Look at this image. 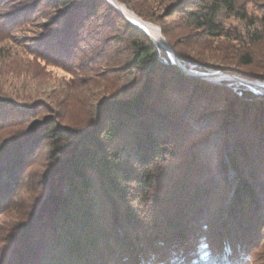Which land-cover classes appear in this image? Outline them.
<instances>
[{
    "label": "trees",
    "instance_id": "1",
    "mask_svg": "<svg viewBox=\"0 0 264 264\" xmlns=\"http://www.w3.org/2000/svg\"><path fill=\"white\" fill-rule=\"evenodd\" d=\"M120 1L158 24L179 61L201 72L213 66L199 51L183 48L180 37L189 34L177 31L223 36L215 15L235 4ZM159 1L168 2L164 14ZM36 4L52 9L37 43L39 58L66 67L92 38L90 29L120 30L111 37L127 48L131 57L121 67L132 78L90 108L88 121L72 125L58 113L46 114L0 142V209L21 189L27 161L43 152L48 167L30 220L13 231L7 264H241L261 237L264 95L238 96L185 75L105 0H25L12 14ZM238 63L250 65L252 58L243 53ZM251 74L247 78L264 81V70ZM11 106L0 99V125ZM199 119L220 129L215 168L200 153L210 134L203 126L194 130Z\"/></svg>",
    "mask_w": 264,
    "mask_h": 264
},
{
    "label": "rangeland",
    "instance_id": "2",
    "mask_svg": "<svg viewBox=\"0 0 264 264\" xmlns=\"http://www.w3.org/2000/svg\"><path fill=\"white\" fill-rule=\"evenodd\" d=\"M24 1L8 0L6 7L0 6V99L12 104L8 111L10 114L5 115L3 119L4 125H0V142L30 126L32 122L41 120L46 114L58 113L72 125H77L80 120L88 121L90 108L101 100L112 98L113 92L126 88L132 78L124 72V67H121V64L131 57L127 48L122 42H118V39L111 37V34L116 32L119 34L120 30L102 29L101 32H95L90 29L92 35H89L92 38L81 46L80 53L75 58L65 63L66 67L48 64L39 58L37 43L43 40L42 35L46 31L43 26L44 17L50 15L52 9L36 4L30 12L12 14ZM116 1L141 20L160 30L155 22L144 20L125 3ZM163 1H159L161 4L158 6L155 5L162 14L165 13L164 8L168 3ZM171 19L166 17L165 20L172 24ZM214 23L225 35L213 37L203 33L177 31L181 35L189 34L180 37L183 41L181 42L185 44L183 48L199 51L204 58L202 62L213 68L208 72H201L182 65L187 70L203 74L224 73L223 76L217 77L214 83L231 88L238 96H242L244 91H250L261 97L264 93L256 90L257 88L251 86V89L257 92L254 93L249 87L228 75L259 80L247 76H251V73L259 74L264 70V0H235L233 11L221 6L215 15ZM92 26L98 28L95 24ZM243 53H249L252 58L250 65L238 63V58ZM160 59L167 63L163 57ZM169 60L173 64L172 59ZM219 61L226 64V69L215 66L220 65ZM258 87L264 89V85ZM207 122L206 119H199L194 121L192 126L195 131L202 126L209 130L210 139L201 146L200 153L202 158L209 159L212 168H215L220 150V129L211 130ZM224 148L227 150L229 145ZM45 156V153H39L33 161L25 163L21 175V189L15 198L7 201L0 209V264H7L13 231L20 223L30 220L33 206L43 195L40 180L42 175L48 172V167L44 164ZM224 160L227 161V158ZM258 230L261 237L257 238L252 246L247 247L245 253L248 257L241 264H264V214Z\"/></svg>",
    "mask_w": 264,
    "mask_h": 264
},
{
    "label": "water",
    "instance_id": "3",
    "mask_svg": "<svg viewBox=\"0 0 264 264\" xmlns=\"http://www.w3.org/2000/svg\"><path fill=\"white\" fill-rule=\"evenodd\" d=\"M105 1L107 3H109L111 6H113L121 15H123V17H125V15L123 14V12H121L120 10H118V8L115 6L114 2L116 3L117 2L116 0H105ZM125 19L127 20V22L129 24H131L135 28L143 31L146 35H148V37H150V39L152 40V42H154L155 44H157L161 48H163L167 52V54L169 55V58L172 59L173 65L178 66L185 75H190V76H195V77H202V78L208 79L209 81H212V82H216V78L217 77L224 75V73L212 72V73L203 74V73H199V72H196V71L187 70L182 65V63L179 61V59L176 57V55L174 54L173 50L168 45V43H167V47L162 46L161 44H159L158 42H156L154 39H152V37L143 28H141L140 26H137L136 24L132 23L126 17H125ZM228 76L234 78L240 84L246 85L254 93H257V92H255L254 90H252L250 86L258 87V85H264V81L249 80V79H246V78H242V77H238V76H233V75H228ZM262 93H264V90H262Z\"/></svg>",
    "mask_w": 264,
    "mask_h": 264
},
{
    "label": "bare ground",
    "instance_id": "4",
    "mask_svg": "<svg viewBox=\"0 0 264 264\" xmlns=\"http://www.w3.org/2000/svg\"><path fill=\"white\" fill-rule=\"evenodd\" d=\"M114 4L118 8V10L123 12V14L128 20H130L132 23L136 24L137 26H140L141 28H143L156 42H158L162 46L167 47V42L164 39L163 35L161 34L159 28H156L154 25L141 20L140 18L135 16L132 12L128 11L121 3L114 2ZM199 78H202V77H199ZM254 89L259 90L261 92L262 90H264V89H260L259 87H255Z\"/></svg>",
    "mask_w": 264,
    "mask_h": 264
}]
</instances>
